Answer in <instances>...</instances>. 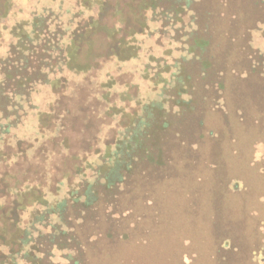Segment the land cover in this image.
Segmentation results:
<instances>
[{
    "label": "rangeland",
    "instance_id": "1",
    "mask_svg": "<svg viewBox=\"0 0 264 264\" xmlns=\"http://www.w3.org/2000/svg\"><path fill=\"white\" fill-rule=\"evenodd\" d=\"M63 1L18 2L9 22L30 17L43 6L58 10L66 22L70 17L66 9L78 7L76 0ZM191 9L165 20L157 13L148 29L135 36L134 59L118 62L97 57L89 73L60 76L57 90L37 88L30 97L37 107L25 104L21 125L4 138L11 145L6 150L9 155L17 151V141H22L17 143L22 149L35 145V139L40 141L35 155L28 152L18 164L11 166V162L8 172L28 176L40 165L50 181L46 189L59 191L56 197H65L69 205L68 194L94 180L105 144L130 122V111L136 116L155 104L169 110L166 115L155 113L154 127L144 143L148 152L159 144L167 165L144 175L146 162H140L129 186L126 178L123 187H112L111 194L123 189L120 199L109 200L118 214L110 212L106 191L98 184L91 193L95 194L91 207L81 214L85 221L72 210L65 211L80 249L49 247L50 256L41 259L42 264H72L67 255L79 264H264V0H191ZM197 19L207 31L198 28L191 35ZM81 26L88 28L86 23ZM244 37H249L250 45ZM5 38L0 55L11 41ZM192 38L208 40V49L201 54ZM94 47L103 45L98 40ZM191 47L194 54L189 53ZM198 56L211 64L207 80H201ZM241 60L247 61L245 68L230 65ZM165 68L174 74L178 71L186 86L162 73ZM159 72L161 78L156 77ZM184 75L191 77L190 89ZM181 87L184 93L176 95ZM190 92L196 97L195 107L206 112V131H211L205 142L192 138L189 145L200 147L198 152L175 137L183 132L190 139L204 132L195 112L177 117L176 101L187 99ZM165 118L176 130H161ZM257 134H262L261 141L256 140ZM151 153L155 157V150ZM129 196L137 210L134 217L122 212L130 207L125 202Z\"/></svg>",
    "mask_w": 264,
    "mask_h": 264
},
{
    "label": "trees",
    "instance_id": "2",
    "mask_svg": "<svg viewBox=\"0 0 264 264\" xmlns=\"http://www.w3.org/2000/svg\"><path fill=\"white\" fill-rule=\"evenodd\" d=\"M23 1L0 0V44L6 36L11 40L0 55V264H42L41 259L50 256L49 247L77 252L81 242L74 238L73 225L65 211L70 209L85 221L86 216L81 214L91 207L95 199L91 193L99 183L95 177L86 188L70 192L68 205L65 197H56L59 191L46 189L50 181L40 165L28 176L8 172L11 162V166L18 164L28 152L35 155L40 148L38 139L28 149L17 146L22 145L20 140L14 146L15 153H6L11 145L4 138L21 125L25 104L30 109L37 107L31 103V95L44 86L57 90L60 76L66 72L89 73L95 68L97 57L118 62L135 58V36L145 32L157 13L165 20L168 15L191 9V0H76L78 9H66L70 14L66 22L61 21L58 10L43 6L12 24L9 19L18 2ZM193 14L197 16L195 11ZM83 23L88 28H81ZM98 40L102 49L94 47ZM201 44V40H194V45ZM201 66L204 70V64ZM226 108L230 113V107ZM230 127L225 128L234 134ZM33 130L38 134V129ZM256 140L261 141L262 134H257ZM74 169L79 173L77 165ZM211 238L215 240L214 235ZM66 258L79 264L70 255Z\"/></svg>",
    "mask_w": 264,
    "mask_h": 264
},
{
    "label": "flooded vegetation",
    "instance_id": "3",
    "mask_svg": "<svg viewBox=\"0 0 264 264\" xmlns=\"http://www.w3.org/2000/svg\"><path fill=\"white\" fill-rule=\"evenodd\" d=\"M199 24L202 25L201 28H199L198 23H196V26H194V31H196L198 28L201 30H199V32L201 33H205L204 32V28L207 31V26L204 25V23L201 21L199 22ZM146 29H148V26L146 27ZM247 30V29H246ZM252 29H248L247 30V34H249V32L251 33ZM199 34V33H198ZM193 42L194 40H199V39H195L192 38L191 39ZM233 41V39H231ZM244 41H247V44L250 45V41H249V37L248 39L244 37L243 39ZM202 44L201 45H195V47L199 48L200 53L203 54V51H206L208 49L209 46V41L206 39H201ZM133 49H135L136 51L138 50V46L136 45V41L134 40L133 43ZM190 54H194L195 50L193 49V47H191V49L189 50ZM137 55V53H136ZM136 57V56H135ZM134 59V58H133ZM132 60V59H131ZM155 60V59H152ZM197 63L199 64V66L202 68L201 65L204 64L205 68L204 70H202V74H201V80H204V74L206 75L205 80L209 79L207 77V73L209 71L211 67V64L208 61H203L202 59H200V57L198 56L196 58ZM202 60V61H201ZM234 60V59H233ZM237 66V69H241V68H245L247 66V61L245 60H241V63H235V62H230L231 66ZM238 64V65H237ZM181 67H178V70H180ZM162 73H164L165 75H167L168 77H172L173 79H177V84H179L180 86H186L184 85V82L179 79V76H177L178 71L174 74V73H170L168 68H165L164 71H162ZM162 73H158L156 74L157 78H161V76L163 75ZM154 78V77H153ZM181 78V76H180ZM184 80L185 82H187V88H191L190 87V83H191V77L190 75H184ZM157 81V79H156ZM159 81H157L156 83H158ZM179 85H177V87H179ZM221 86V85H219ZM176 88V95H179L180 92L184 93V89L183 88ZM207 87V86H206ZM207 90H211L209 87H207ZM193 93H189L188 97H186L187 99H178V102L176 101V104L174 105L175 111L177 112V117L181 116L184 114V112L186 113H193L195 112V114H197V120H198V127L200 128V131L204 130V132L201 134H194L192 135V137L190 139L187 138V134L184 136V133L182 132V134L176 133V138L181 139L182 144L185 145L187 144V146L189 144H191L192 138L193 139H202V142H205L208 140V136L209 133H211V131H206L207 128L205 126L204 123V116L206 114V112L204 113L202 108H197L195 107V101H196V97H194V95H192ZM197 96V95H196ZM226 99V97H225ZM201 101V98H197V102ZM164 109L162 107H159L158 105H154V106H145L144 108H142L140 114L136 115L134 113H131V111L128 113L129 115L127 117H130L129 120L130 122L122 129L121 132H119L117 134L116 139H114L113 141H111L109 144L106 143L105 146L108 145V147L105 149L103 156H100L99 162L100 164L96 166V170H95V177H98V184H100V186H102L105 191H106V203H110V212L113 211L116 214H118L119 212L114 209L113 204L109 201L117 198L120 199V195H121V190H123L122 188H119V190H117L118 192H116L115 194H111V188L114 186H120L124 185V180L127 178V182L126 185L129 186L130 181L134 178V175L138 172V167L140 162H146V167L147 169H144L142 171L144 172V175L146 174H151L152 172H156L157 171H161L162 168H164L167 165V161H169L167 158L163 157V152L162 150L159 148V144H155L152 145L149 149H151L150 152H148L149 150L146 149L147 145H145V139H147L146 137H150V130L154 127V122H153V118L156 112H162L163 115L168 114L169 110L166 109V112L163 111ZM174 111V113H175ZM126 116V114L124 115V117ZM165 117V116H163ZM181 118V117H180ZM133 119L135 121H138V125H134ZM176 126L174 125V123L170 122L169 120H167L166 118L164 119V122L161 124V130H167V131H172V130H176ZM149 130V131H148ZM199 133V132H198ZM182 135L184 136V138L182 139ZM186 146V147H187ZM191 146H193V148H195L196 152L200 151V147H197V145H189V148H192ZM152 150H155L156 155L154 157V155H152ZM155 154V153H154ZM167 160V161H166ZM145 167V168H146ZM148 167L150 169H148ZM154 170V171H153ZM140 171V170H139ZM94 177V178H95ZM135 185V183L133 184ZM132 191L129 190V192ZM95 192V191H94ZM132 196V195H131ZM125 198V196L123 197V199ZM115 199V200H117ZM126 200V201H125ZM126 206H130V207H124L123 209L126 208V210H122V212H127V214H131V217L135 215V213L137 212L136 208H133L134 204V200L132 197L129 196L128 199H125ZM123 201V202H124ZM107 214V213H105ZM125 216V215H123ZM110 216H106V218L104 217V219H110ZM124 220V219H122Z\"/></svg>",
    "mask_w": 264,
    "mask_h": 264
}]
</instances>
